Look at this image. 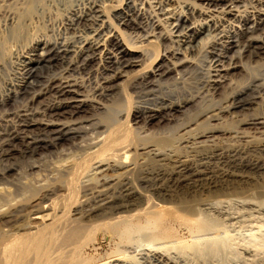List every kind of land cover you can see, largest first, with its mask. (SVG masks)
Instances as JSON below:
<instances>
[{
	"label": "bare ground",
	"instance_id": "1",
	"mask_svg": "<svg viewBox=\"0 0 264 264\" xmlns=\"http://www.w3.org/2000/svg\"><path fill=\"white\" fill-rule=\"evenodd\" d=\"M111 1L57 0L71 32L26 41L11 58L19 76L0 90V264H91L85 248L104 240L117 247L106 264H132L134 249L148 264H189L169 252L183 246L173 221L192 233L190 250L212 256L229 226L207 210L264 211L256 192L227 194L232 182L264 180V0ZM22 18L10 27L17 39ZM195 75L201 86L188 91ZM200 101L209 104L176 132L148 134L155 118Z\"/></svg>",
	"mask_w": 264,
	"mask_h": 264
},
{
	"label": "rangeland",
	"instance_id": "2",
	"mask_svg": "<svg viewBox=\"0 0 264 264\" xmlns=\"http://www.w3.org/2000/svg\"><path fill=\"white\" fill-rule=\"evenodd\" d=\"M154 1H158V0H154ZM122 3L123 0H112L111 6L112 7L113 5L115 7L121 6ZM153 4H156V2H153ZM42 5L44 6L41 7ZM58 5H57V0H52V1L40 0L36 2L35 5L26 3V0H0V90L4 91L8 83L12 81V79H15L16 77L19 76L17 71H15L16 67L15 64L12 62V59H14L16 53L18 52V49H20V44H23L26 41L31 42L32 40L40 36L46 38L50 37L49 39H53L61 35H65L66 33L69 34V32H71V31L69 32L66 31L64 25L66 21L65 18L67 15L66 9L68 8V5L67 6L60 5L61 7ZM170 5H171L169 7L170 9H174L177 7H178L176 9L177 11L178 9H180V6H178L179 4L176 1H172ZM56 8L58 10H56ZM20 14H23V18H22L23 22L20 28L21 39H17L12 36L10 32V27L12 24L18 22ZM260 60H261L260 58L255 57L253 58L251 63H253L254 65L256 64V61L258 62ZM243 73L244 72H242L240 69H237L236 74H234L233 76L235 78V81H240V82L243 81L245 79L244 76L245 74ZM199 78L200 77H197L196 75L193 76L192 79H190L187 82L186 85L187 87L185 88L189 87V89H187L189 91L190 89L194 90V88L200 87L201 80ZM220 96L221 95L217 96V98H220ZM25 99L20 100V102L17 104L18 107L20 106L23 107L27 103V100ZM201 104L202 105L205 104L206 106V104L208 105L209 102L206 103L200 101L198 105L197 103L196 105L195 103L190 104L187 107V109L174 113L173 117L169 115H162L161 117L155 118L154 120L149 122V124L146 126L147 129L149 128L148 134H153V133L155 134L158 132L159 133L176 132V128L179 127L178 125L180 123H185L190 119L187 114L198 113ZM256 110L261 111V107L259 105H255L248 110H243V111L238 110L237 111L238 118L235 119L243 118L245 114L256 113ZM141 121L144 122V120ZM142 122H140V119L137 121H133V123L136 126H140V127L144 126V123ZM228 136L229 135H227L226 137L219 138L217 140L218 142L217 144L219 146H224L227 143H230V141L232 140H228L227 138ZM259 155H260V159L264 161V151H261L260 153H256V156ZM254 177L255 179L251 183H240V182L230 183L229 189L227 190L228 197L231 198L240 197L242 199V197L243 198L250 197L252 196L253 193L256 192L252 197H255L256 199H263L264 180L263 179L261 180V178L260 177L258 178L257 176ZM260 208L261 207L259 205L257 206L253 205L250 207L245 204L243 205L228 204L223 209L207 210L206 215L209 213V215L212 214L213 216L214 214L215 216H218L219 219L221 218L220 219L221 221L219 220V223H221V225L223 223L224 226L226 227L229 226L228 228L230 234L227 233V236L230 239L229 244L226 246L225 249L220 251L221 253L216 254L217 256L216 255L211 256L202 253L200 254L199 252H196L193 249L190 250L191 249L190 247L194 244L192 243L193 242L192 233L190 232L189 229H187V226L185 227V225L183 226L181 223L179 224V221H173L172 225L175 228L177 235H179L183 246L175 249L172 248L169 252L173 250L172 254L174 253V255L177 254V256L184 258L189 264H251V262L252 264L253 262L255 264L256 261L258 262L256 264H264V260H263L264 259V245H263L264 244V211L261 210ZM224 222L227 223V225H225ZM93 244H96V242ZM93 244H91L90 247H88L87 245L84 251L85 254L83 253V255L87 256V257L84 256V258L90 260L91 264H96V263L106 264L107 262H109V258L110 256H112L111 254H114V252L117 251V247L115 246L114 243H109L105 240L103 243H99V244L97 243L96 245H94V247H92ZM258 244H261V246ZM248 246L250 248L252 247L251 249H257V247H259L258 249L259 256L254 257V259L258 258V260H254V259L251 260V258L253 257L248 252H246L247 248L249 249ZM176 249L178 251H176ZM132 252L134 257L130 259L128 258L127 262L131 263L132 261V264H144V263L148 264V262H146V260H144L141 257V255L138 253L139 252L138 250L134 249L132 250ZM139 258L142 260H140ZM125 263L120 261L115 262V264H125Z\"/></svg>",
	"mask_w": 264,
	"mask_h": 264
}]
</instances>
